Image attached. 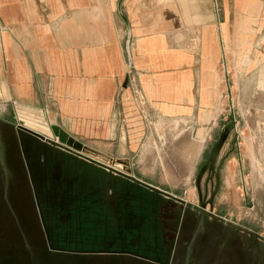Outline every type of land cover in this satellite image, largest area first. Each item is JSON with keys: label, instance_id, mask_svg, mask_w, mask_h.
I'll use <instances>...</instances> for the list:
<instances>
[{"label": "crops", "instance_id": "obj_1", "mask_svg": "<svg viewBox=\"0 0 264 264\" xmlns=\"http://www.w3.org/2000/svg\"><path fill=\"white\" fill-rule=\"evenodd\" d=\"M179 1H123L129 64L120 0H0V109L38 114L84 144L88 156L106 157L101 161L117 170L185 198L172 188L186 177L193 155L182 153L189 161L171 168L179 157L171 132L158 134L167 142L158 153L149 148L152 135L127 80L130 70L139 74L158 123L210 120L222 97L226 29L220 25V35L203 25L195 29L192 18L188 23L177 14L203 10L193 0Z\"/></svg>", "mask_w": 264, "mask_h": 264}, {"label": "flooded vegetation", "instance_id": "obj_2", "mask_svg": "<svg viewBox=\"0 0 264 264\" xmlns=\"http://www.w3.org/2000/svg\"><path fill=\"white\" fill-rule=\"evenodd\" d=\"M13 128L0 119V181L26 176L42 242L0 243V264H264L258 233L214 212L221 182L217 161L207 166L211 152L198 204L179 197L184 206ZM205 176L212 191L200 185Z\"/></svg>", "mask_w": 264, "mask_h": 264}, {"label": "rangeland", "instance_id": "obj_3", "mask_svg": "<svg viewBox=\"0 0 264 264\" xmlns=\"http://www.w3.org/2000/svg\"><path fill=\"white\" fill-rule=\"evenodd\" d=\"M173 1L163 0L162 3ZM193 5L195 10L200 6L203 12L179 13L178 17L182 16L188 23L192 18L195 29L207 26L218 35L220 25L226 29L225 56L233 107L229 104L224 79L220 103L210 120L177 121L168 125L152 118L144 123L152 135L146 144L158 153L163 148L161 144L167 143L158 141V134H175L177 140L171 142V149H178L179 157L173 159L171 168L176 166V162L179 165L181 161H189L190 157H182V153L193 157L186 177L172 190L185 195L188 202L198 204L197 175L231 120L233 110L236 124L229 131L217 160L221 184L214 212L264 237V0H193ZM219 69L224 75L222 57ZM20 118L34 120L37 124L28 122L25 126L39 133L45 130L46 133L42 116L24 108L0 109L1 120L20 124ZM13 129L21 134L15 127ZM236 133L238 146L233 150ZM105 159L101 157V160ZM115 162L123 164L120 160ZM21 170L24 172V168ZM26 183L25 175L10 187H5L0 181V243L3 245L12 243L23 247L29 239L34 243L41 241L36 237L40 234V227L37 217H34L36 209ZM200 185L212 191L214 181L208 183L205 176ZM30 214L36 219L33 222Z\"/></svg>", "mask_w": 264, "mask_h": 264}, {"label": "water", "instance_id": "obj_4", "mask_svg": "<svg viewBox=\"0 0 264 264\" xmlns=\"http://www.w3.org/2000/svg\"><path fill=\"white\" fill-rule=\"evenodd\" d=\"M124 0H120V3L118 5V9H119V13L122 17V19L125 22L126 28H127V40H126V51L128 54V58H129V64H131V53H130V44H131V30L129 27V24L126 20V18L123 16L122 12H121V5L123 3ZM223 66H224V72H225V80L227 83V87H228V93H229V104L230 106L233 107L232 104V98H231V87L229 85V74H228V69H227V63H226V56L225 53L223 52ZM236 124V120L234 118V112L233 110H231V120L227 123L226 128L224 129L220 139L218 140V142L214 145V147L211 150L210 156H209V160L207 163V166L210 167L211 170H213L214 165L219 157V154L221 152L222 146L225 143V140L229 134V131L234 129ZM14 127L21 132L27 133L29 135H31L32 137L36 138L37 140H39L41 143H43L44 145H48L51 148L57 150V151H61V152H65L68 153L70 155H73L79 159H82L84 161H86L89 164H92L100 169L105 170L108 173H114L116 175H118L119 177L131 181L133 183H136L137 185L150 190L156 194L162 195L166 198H170L182 205H186V201L184 199H181L175 195H172L162 189H159L151 184H148L138 178H136L134 175L131 174V172L129 170L124 171V170H117L116 168H114V166H112L110 163H106L103 162L101 160H97L93 157L88 156L87 154H85L86 150L88 149L84 144L76 141L75 139H73L65 130H63L61 127L57 126V125H53V124H49L47 125V127L49 128L50 132H51V137H47V136H43L40 133L30 130L28 128H26L23 124H13ZM233 145V150L238 146V134L236 133V137L232 143ZM191 208H193L196 211H200V212H204V205H201V207L197 206V205H190ZM224 224L227 225L228 223H230L228 220L224 219L223 220ZM232 227H238V224L235 222H231L230 223ZM258 238L260 243L264 246V237L261 235H255L254 239Z\"/></svg>", "mask_w": 264, "mask_h": 264}, {"label": "built area", "instance_id": "obj_5", "mask_svg": "<svg viewBox=\"0 0 264 264\" xmlns=\"http://www.w3.org/2000/svg\"><path fill=\"white\" fill-rule=\"evenodd\" d=\"M127 77L128 88L131 92L132 101L144 123H147L148 120H151L153 118L152 110L140 85L139 74L137 72H131L130 70L127 73Z\"/></svg>", "mask_w": 264, "mask_h": 264}, {"label": "bare ground", "instance_id": "obj_6", "mask_svg": "<svg viewBox=\"0 0 264 264\" xmlns=\"http://www.w3.org/2000/svg\"><path fill=\"white\" fill-rule=\"evenodd\" d=\"M223 52L225 53V51H224V49L222 50V55H223ZM18 120H20V122L25 126V119L24 118H20V119H18ZM44 126H45V129H46V133H44L45 135H43V134H41V135H43V136H49V137H51V132H50V130H49V128L47 127V125H48V122L46 121V120H44ZM26 127V126H25ZM27 128V127H26ZM29 129V128H28ZM31 130V129H30ZM39 133V132H38Z\"/></svg>", "mask_w": 264, "mask_h": 264}]
</instances>
